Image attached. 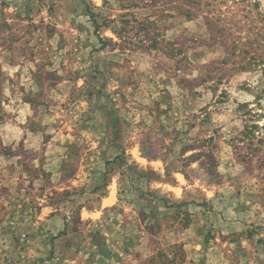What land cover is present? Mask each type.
Listing matches in <instances>:
<instances>
[{"label": "rangeland", "instance_id": "374dc122", "mask_svg": "<svg viewBox=\"0 0 264 264\" xmlns=\"http://www.w3.org/2000/svg\"><path fill=\"white\" fill-rule=\"evenodd\" d=\"M247 10L0 0V264H264L263 79L224 53Z\"/></svg>", "mask_w": 264, "mask_h": 264}, {"label": "trees", "instance_id": "16d2710c", "mask_svg": "<svg viewBox=\"0 0 264 264\" xmlns=\"http://www.w3.org/2000/svg\"><path fill=\"white\" fill-rule=\"evenodd\" d=\"M250 11L247 10L241 20L231 23L233 27L229 49L224 50L225 55L234 58V65L241 69H258L263 79L262 92L264 93V14H260L259 22L256 23L253 18H249ZM222 31V29H220ZM222 43H227L222 41ZM224 62V61H222ZM254 124L249 128L254 127ZM256 125V124H255Z\"/></svg>", "mask_w": 264, "mask_h": 264}]
</instances>
